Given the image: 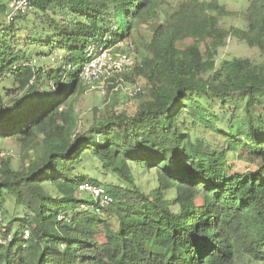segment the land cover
I'll list each match as a JSON object with an SVG mask.
<instances>
[{
  "label": "trees",
  "instance_id": "obj_1",
  "mask_svg": "<svg viewBox=\"0 0 264 264\" xmlns=\"http://www.w3.org/2000/svg\"><path fill=\"white\" fill-rule=\"evenodd\" d=\"M16 1L0 0V82L11 84L0 95V141L41 151L16 169L0 156V212L7 194L22 211L0 224V264H264V0L241 12L217 0L170 4L123 76L146 82L135 112L80 132L73 109L87 48L129 38L161 2L28 0L12 12ZM226 15L244 27L224 28ZM231 36L262 60L216 65ZM200 125L224 144L198 136ZM239 150L252 167L234 170L228 153ZM89 166L123 183L105 187ZM138 171L151 177L142 183Z\"/></svg>",
  "mask_w": 264,
  "mask_h": 264
},
{
  "label": "rangeland",
  "instance_id": "obj_2",
  "mask_svg": "<svg viewBox=\"0 0 264 264\" xmlns=\"http://www.w3.org/2000/svg\"><path fill=\"white\" fill-rule=\"evenodd\" d=\"M178 1L180 0H160V4L153 6L151 18L148 20V22L142 23L136 32H134V34L123 40L124 47L127 45L134 46H132V51H130L134 59L140 58L141 53L139 50H141V46L149 41L152 28L161 21L165 10L169 8L170 4H174ZM217 1L219 4L224 5L226 9L231 12L244 11L249 4V0ZM220 24L224 28H229L230 26L244 27V20L239 15H226L221 18ZM192 42V39H185L182 43L189 44ZM136 45L140 47L138 51L135 52L133 49L136 47ZM201 49L203 51L204 47ZM232 57H247L254 62H260L262 60V56L256 47L249 46L244 41L237 40L231 36L227 37L224 45L219 47L215 57L216 65H218L223 59H229ZM124 80L127 84L134 81H139L142 90L144 89V92L146 91L147 87L144 79L135 77V80H131L124 77ZM10 86L11 84L9 80L0 82V95L5 93V90L10 88ZM107 86L108 87L105 95H102L100 92L95 90L88 91L85 87L80 91L73 109V121L76 124V131L80 132L85 130L93 121L101 120L104 116L111 113L125 112L127 114H132L135 112L139 99L136 96H129L128 93L122 89L120 81H117L115 78L111 80ZM196 131L198 136L203 137L210 142H214L215 144L223 145L225 142L223 135L204 125H200L198 128H196ZM40 151L41 147L39 146H35V148L33 146H29L23 149L21 144L13 138H7L0 141V152H6L9 154V156H11L12 159L10 166L14 169L24 165L30 160L36 159ZM246 156L247 155L244 150H239L235 154L228 153L229 161L236 164L234 170H242L252 167L253 164L246 161ZM85 172L90 177L96 178L97 181L102 185H105V187L109 184H116L118 182L120 184L123 183L122 181L117 180L116 177L112 176L110 173L102 174L100 168L97 170H91V166H89ZM135 177L138 178L140 182L145 183L148 178L151 177V175H147L141 171H138L135 173ZM84 195L88 194L84 193ZM3 205V210H1L3 214V223H6L12 217L21 216L22 211L20 210V206H18L20 205V202H16V200L10 195H5V201Z\"/></svg>",
  "mask_w": 264,
  "mask_h": 264
},
{
  "label": "built area",
  "instance_id": "obj_3",
  "mask_svg": "<svg viewBox=\"0 0 264 264\" xmlns=\"http://www.w3.org/2000/svg\"><path fill=\"white\" fill-rule=\"evenodd\" d=\"M28 5V0H19L12 2L10 7L12 12L17 9L25 10ZM110 38L104 40L103 46L97 47L91 45L86 50L85 61L79 71V77L82 84L88 91H98L105 95L107 85L111 80L120 81L122 89L129 96H135L140 90L139 81H134L127 84L124 80V74L132 72L135 60L131 55V45L124 47L123 41H118L111 44ZM9 155L6 152H0V156ZM79 190L88 192L95 199L99 200V204H107L110 197L105 192L104 188L98 185L82 183L79 185ZM2 223V214L0 212V224ZM28 230L23 231V237L28 238ZM0 237V243L4 242Z\"/></svg>",
  "mask_w": 264,
  "mask_h": 264
}]
</instances>
